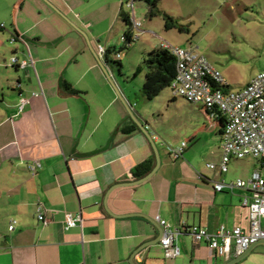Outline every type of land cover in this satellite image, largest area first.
Instances as JSON below:
<instances>
[{"label": "crops", "instance_id": "0c3cea01", "mask_svg": "<svg viewBox=\"0 0 264 264\" xmlns=\"http://www.w3.org/2000/svg\"><path fill=\"white\" fill-rule=\"evenodd\" d=\"M123 2L0 0V264H237L262 249L257 242L240 255L217 254L182 232L178 255H165L156 214L175 227L247 230L241 204L247 191L213 185L246 179L260 167L228 174L251 157L244 156L221 169L222 119L195 102L186 100L194 114L174 127L184 129L180 136L154 133L146 103L159 93L135 104L130 84H122L107 61L123 41ZM140 25L137 37L152 33L159 39L155 48L161 46L160 35ZM11 55L25 66L7 62ZM63 80L78 92L66 91ZM182 140L181 156L172 157ZM149 159L151 169L135 175L134 167ZM38 203L44 221L36 217ZM66 211L80 212L81 226L65 229ZM11 218L16 225L8 230Z\"/></svg>", "mask_w": 264, "mask_h": 264}, {"label": "built area", "instance_id": "2783aa9c", "mask_svg": "<svg viewBox=\"0 0 264 264\" xmlns=\"http://www.w3.org/2000/svg\"><path fill=\"white\" fill-rule=\"evenodd\" d=\"M136 0H124L123 5L128 8L132 36L134 41L137 35L134 30L140 25L139 19L134 15ZM16 37L12 36V40ZM123 40V34L121 36ZM130 43V42H129ZM162 47L169 49L175 57L174 76L170 81L169 89L173 95L183 97L185 100L198 103L211 112L217 111L223 118V130L221 137V160L219 166L226 169V164L231 157L251 156L255 158L260 169L251 171L246 179L236 178L233 181L215 182V190H221L224 186L232 191L233 188H241L247 193L243 195L241 204L247 208L249 227L247 230L234 225L230 228L219 226L215 231H209L200 225H187L182 222L178 227L172 226L167 220L154 216L161 227L159 242L164 247L166 256H176L179 247L176 238L179 233L187 232L196 242H205L215 253L227 255L231 251L235 255L242 254L250 245L264 241V67L255 73L250 80L240 88L230 89L225 78L212 63L191 47L182 48L173 46L164 41ZM100 53L105 49L99 46ZM117 54L116 56H118ZM264 61V54L262 56ZM30 61L31 58H30ZM11 63L18 67L25 66V61H18L15 56ZM37 92L34 93L36 95ZM25 99L21 98L18 110L22 109ZM185 140L172 148V157L181 156ZM213 168L214 163H206ZM34 166L31 167L33 170ZM44 209L38 203L36 217L44 221ZM80 212L66 211L63 214L64 228L75 225L81 226ZM15 219H10L8 230H13ZM84 264V263H74Z\"/></svg>", "mask_w": 264, "mask_h": 264}, {"label": "rangeland", "instance_id": "374dc122", "mask_svg": "<svg viewBox=\"0 0 264 264\" xmlns=\"http://www.w3.org/2000/svg\"><path fill=\"white\" fill-rule=\"evenodd\" d=\"M146 4L145 1L134 4V15L141 18L139 28L159 34L164 42L173 46L191 47L204 54L226 78L230 89L240 87L263 69L264 0H159L156 5L158 13L152 16ZM163 13L175 18L185 30L180 31L177 27L164 29ZM121 34L116 36L117 41ZM158 40L152 33L144 31L128 47H123V41L117 46V50L122 47L118 52L122 67L118 72L113 64L114 74L122 84L128 81L135 104L146 101L138 89L147 69L144 59L157 46ZM111 56L118 60L114 53ZM137 65L142 69L134 74ZM146 106L147 121L155 123L156 126H153L158 128L156 132L153 130L154 133L166 136L171 135L170 130H173L171 136H180V131L184 132V129L174 128L176 123L184 122L186 114H194L192 104L183 97L173 98L168 87L161 90L153 101H148ZM255 165H258L256 159L245 157L231 166L228 174L244 175ZM260 247V252L249 253L237 264H264V245Z\"/></svg>", "mask_w": 264, "mask_h": 264}, {"label": "trees", "instance_id": "16d2710c", "mask_svg": "<svg viewBox=\"0 0 264 264\" xmlns=\"http://www.w3.org/2000/svg\"><path fill=\"white\" fill-rule=\"evenodd\" d=\"M143 1L147 3L148 13L150 16L158 13V9L156 8V5L159 0H143ZM120 15L122 18V22L125 25V29L123 31V38H124L123 47H128V45L130 44L129 42H132L130 36H132V31H133L131 27L130 17H129V13L125 11H122ZM163 18H164L163 25L165 29L177 27L178 29H180V31L185 30V28L182 25H180L177 22V20L172 16L163 13ZM121 49L122 47L119 48L118 50L114 48L113 52L115 56L118 54V52L121 51ZM107 61L110 62L111 64H114V66L117 67L116 70L119 72V69H121L122 67V63L120 60L107 59ZM144 61L147 64V68L149 69L145 73L144 81L143 84L141 85L140 92L142 96L146 97V99H152L161 90L169 86L170 81L174 76V70L176 69L175 57L169 49L159 46L149 51ZM140 68L141 67L138 66L137 69H135L134 74H136V72L139 71ZM61 85L65 88L66 91L70 93L78 92L77 89L73 88L68 82H65V80L62 81ZM214 112L218 113L217 111ZM220 118L223 120L221 116ZM222 120H221L222 122L221 133L223 130ZM132 128H128L125 131L128 130L131 131ZM152 166H153L152 159L145 161L143 160L140 163H138L136 167H134V174L137 176L143 174L145 175L151 169Z\"/></svg>", "mask_w": 264, "mask_h": 264}, {"label": "water", "instance_id": "95a60500", "mask_svg": "<svg viewBox=\"0 0 264 264\" xmlns=\"http://www.w3.org/2000/svg\"><path fill=\"white\" fill-rule=\"evenodd\" d=\"M138 126L145 132V135L150 139V136L148 135V132H146L145 127L142 125V123L138 122ZM156 156H157V154H156ZM259 242L264 244V241H259Z\"/></svg>", "mask_w": 264, "mask_h": 264}]
</instances>
